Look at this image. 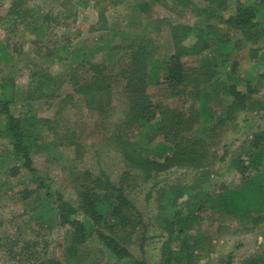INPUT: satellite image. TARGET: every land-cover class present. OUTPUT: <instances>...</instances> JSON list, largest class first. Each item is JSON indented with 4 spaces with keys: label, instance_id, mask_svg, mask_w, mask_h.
<instances>
[{
    "label": "rangeland",
    "instance_id": "1",
    "mask_svg": "<svg viewBox=\"0 0 264 264\" xmlns=\"http://www.w3.org/2000/svg\"><path fill=\"white\" fill-rule=\"evenodd\" d=\"M236 1L227 0L230 9L222 12L224 17ZM208 2L0 0V50L6 46L10 57L9 60L0 52V82L7 84L8 95L15 96L11 112L22 119L33 116L32 123L36 124L31 153L35 175L21 165V159H15L10 152L11 144L0 134V264L66 263L63 244L67 227H61L57 213L48 211L41 202L44 191L39 188L35 176L49 183L65 200L76 204L81 172L89 170L98 174L102 169L115 183L128 173L123 184L125 193L148 224L144 253L134 236L128 247L135 258L142 260L144 256L148 264L159 263L160 247L167 238L164 202L169 188L196 184L197 180L202 181L207 176V188L213 194L221 185L231 189L241 184L242 177L236 170L238 154L249 149L254 133L264 131V77L261 75L264 72V46L263 41L249 45L240 32L228 30L218 15L219 9L214 4L209 6ZM13 4L17 5L19 13L29 17L30 22L12 25L14 15L7 13ZM207 6L216 12L208 19L199 9ZM44 14L49 15L45 21ZM42 20L44 27L38 30ZM170 23L195 26L211 23L219 34L226 35L221 36V42L228 39L226 47L233 48L229 61L223 67L218 66L215 75L208 81L205 80L207 75H199L203 82L197 88L194 85L187 87L181 95L168 97L163 81L148 82L145 86V93L154 102L168 105L183 118L193 120L197 114L200 126L196 127L197 119L194 118L192 129L157 132L159 117L151 123L135 119L134 102L124 92L123 78L118 83L112 79L103 82L106 87L111 86L112 92L107 95L106 88L100 101L101 109L90 105L84 92L76 91V88L102 78L94 75V69L83 71V62H104L108 65V74L115 72L131 59L130 54H122L129 43H148L154 56L160 59L175 52ZM262 23L264 25V19ZM193 38L190 35L184 44L193 43ZM95 45L100 48L93 50V55L87 54ZM114 46L118 47L116 58L124 56L121 60L110 57L109 48ZM253 48H260L255 58L251 55ZM78 51L86 55L72 62L71 58ZM208 53L212 54L204 52ZM182 59L187 66L194 67L198 63L195 56L186 55ZM234 62L236 71L233 75L240 79L237 88L244 91L251 87L254 91L249 93L244 109L235 113L233 110V115L227 116L232 102L227 87L232 83L230 72ZM113 63L116 64L112 66ZM161 69L158 75L162 74ZM105 71L107 74V69ZM42 73L53 77L55 82L50 78L45 80ZM38 80H41V87L37 86ZM201 88H206L209 93L206 112L198 106L201 98L194 95L195 89L200 91ZM26 95L33 99H27ZM255 102L259 105L252 107L257 105ZM4 123L5 118L0 114V132ZM27 126L32 128L33 125ZM166 136L180 137L183 141L200 138L203 141L198 147L205 149L206 156L194 164H175L157 171L152 162L163 163L164 156L172 153L169 148L166 151L160 148ZM131 149L134 154L149 160L151 166L136 165V157L129 158L128 150ZM243 154L245 151L241 158H245ZM14 168H17L16 174L12 173ZM24 189L38 191L22 199L21 190ZM185 199L184 196L179 202ZM178 209L186 214L182 204ZM263 214L251 212L248 219H241L233 213L212 211L207 202L200 219L190 222L185 231L190 245L194 241L199 243L194 251L197 264H225L228 254H231L230 264H241L248 257L264 252V220L257 219ZM81 252L84 255L75 258L78 264H132L129 259L117 260L109 256L95 235L89 236Z\"/></svg>",
    "mask_w": 264,
    "mask_h": 264
},
{
    "label": "trees",
    "instance_id": "2",
    "mask_svg": "<svg viewBox=\"0 0 264 264\" xmlns=\"http://www.w3.org/2000/svg\"><path fill=\"white\" fill-rule=\"evenodd\" d=\"M207 1H209V6L214 4L219 9L218 15L228 30L240 32L249 45H255L263 41L264 46V25L262 23L264 19V0H238L225 17L222 12L230 9L227 6V0ZM79 3L82 4L80 1ZM145 5L147 6V4ZM209 6L199 8L206 19L216 14L215 10H211ZM18 11L17 5L13 4L7 13L8 16L14 15L12 19L13 26L30 22L29 17ZM42 17L45 21L49 15L44 14ZM44 21L40 22L37 27L38 30L44 27L42 25ZM169 25L172 28V39L176 51L168 57L163 59L158 58L159 56L155 57L148 43H129L122 54H130L131 59L115 72L108 74V65L104 62H88V64L83 62L81 65L83 71L94 69V75L98 74L102 78L98 80L94 78L95 80L90 84L78 87L76 91L78 93L84 92L88 96L89 104L101 109L100 101L106 88L108 89L107 95L110 96V91L112 92L111 86L106 87L103 82H108L112 79L115 83H118L119 79L123 78L126 83L124 92L127 98L134 102L132 103V108L135 109V119L151 123L159 117V121L156 122L157 132H167L170 129L178 132L194 128L193 125L197 119V114L194 117L196 119L193 118V120H190V117L183 118L182 114L174 113L168 105L161 104L158 101L154 102L145 93V86L148 82L163 81L168 91V97L181 95L187 87L194 85L197 88L203 82L199 75H207L206 81L212 75H215L218 66L223 67L227 64L233 48L230 46L226 47L228 39L223 40L225 43L221 42V36L225 37L226 35L219 34L217 28L211 23L204 26L177 25L173 23ZM47 27H45V30ZM190 35L194 37L193 43L184 44L183 41L189 38ZM40 36L38 35V37ZM219 43H221V46ZM97 48L100 47L95 45V48H91L87 51V54L93 55L92 51ZM259 49H251L252 58L257 57L256 54ZM206 51L212 54H204ZM0 52L9 57L8 52H6V46ZM109 52L110 57H113L116 61L122 59V54L121 57L116 58V55H119L117 46L109 48ZM85 55L83 52L78 51L73 55L74 57L71 58V61L75 62ZM186 55L197 57V65L194 67L187 66L185 60L182 59ZM8 59L10 60V57ZM114 64L116 63H113L112 66ZM160 68L163 71L162 74L158 75ZM235 71L234 62L230 72L232 83L227 87V93L232 100L227 116H232L233 110L235 113L236 110L244 109L247 99H249V93L254 91L251 87L244 91L237 88L240 84V79L233 75ZM196 72H199V74ZM33 74L38 75L37 72H33ZM261 75L264 77V72ZM42 76L44 79L50 78L46 73H42ZM50 79L51 82L55 80L53 77ZM41 80H38L37 86H42ZM77 83L75 84L77 85ZM10 91L11 88H9ZM194 95L201 98L198 106H200L201 111L206 112L207 101L209 100V93L206 88H201L200 91L195 89ZM14 97L12 93L10 95L7 94V84L0 82V114L5 118L0 134L11 144L10 152L15 159H21V165L32 175H35L36 169L31 161V153L36 139V124L32 123L33 116H26L25 119H22L21 116H15L11 112L10 106ZM25 97L33 99V96L30 95ZM258 105L259 102L252 107H257ZM26 123L33 125L32 128H29ZM200 125L201 122L198 123L197 119L196 127ZM203 127L206 126L204 125ZM201 141L203 140L200 138L195 139L194 137L186 138L183 141L180 137L170 138L166 136L164 142L167 144L161 143L160 148L164 149V151L169 148L172 151L171 155H165L163 163L156 160L152 163L156 166L157 171L164 170L175 164L197 163L194 161L197 159L200 161L206 156L205 149L198 147ZM133 151L134 149L128 150L130 153L129 158L130 156L136 157V161H134L136 165L142 167L151 166L152 163L149 160L137 153L134 154ZM243 151H245V154H243L245 158H241ZM243 151L238 154L236 162V170L242 177V182L237 188L230 189L221 185L220 189L213 194L207 188L208 176L202 181L197 180L196 184L177 185L169 188L164 202L167 212L164 218L167 238L161 244L158 264H197L194 251L199 243L197 244L194 241L190 245L189 237L185 231L190 222L200 219L202 208L207 202L212 211L217 209L218 211L233 213L241 219H248L251 212H264V131L254 133L249 143V149L245 148ZM16 170L17 168H14L12 173L16 174ZM252 170L254 172H251ZM123 175L121 180L115 183L102 169L99 170L98 174H94L89 170L81 172L76 187L78 194L76 204L65 200L62 194L51 188L49 183L35 176L39 188L44 191V199L41 202L44 203L47 210L49 209L48 211L57 213L58 224L61 227H67L63 244L66 257L65 264H78L75 262V258L79 259L84 255L81 254V247H83L90 235L96 236L97 241L108 251L109 256L117 260L129 259L132 264H148L144 256L142 260L135 258L128 247L130 239L134 236L135 242L138 243L141 252L144 253L148 224L145 222L142 213L126 195L123 184L128 173L125 172ZM37 191V189L21 190L22 199H27ZM184 196L186 199L182 203L179 202ZM179 204H182L186 209L185 215L182 214V209H178ZM257 219L264 220V214ZM201 250L207 252L206 249ZM230 259L231 254H228L225 264H230ZM50 264H60V262L50 261ZM88 264L100 263L92 262ZM241 264H264V252L248 257Z\"/></svg>",
    "mask_w": 264,
    "mask_h": 264
}]
</instances>
